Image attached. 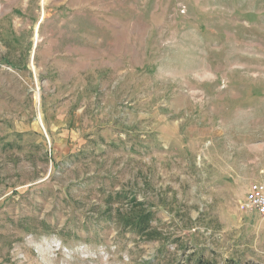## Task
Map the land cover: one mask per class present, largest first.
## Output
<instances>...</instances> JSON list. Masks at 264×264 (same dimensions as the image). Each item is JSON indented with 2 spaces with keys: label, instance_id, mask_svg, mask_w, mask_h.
Wrapping results in <instances>:
<instances>
[{
  "label": "rangeland",
  "instance_id": "374dc122",
  "mask_svg": "<svg viewBox=\"0 0 264 264\" xmlns=\"http://www.w3.org/2000/svg\"><path fill=\"white\" fill-rule=\"evenodd\" d=\"M264 0H0V264H264Z\"/></svg>",
  "mask_w": 264,
  "mask_h": 264
},
{
  "label": "built area",
  "instance_id": "2783aa9c",
  "mask_svg": "<svg viewBox=\"0 0 264 264\" xmlns=\"http://www.w3.org/2000/svg\"><path fill=\"white\" fill-rule=\"evenodd\" d=\"M238 209L246 214H255L264 219V183L253 182L249 185L243 198L239 200Z\"/></svg>",
  "mask_w": 264,
  "mask_h": 264
},
{
  "label": "trees",
  "instance_id": "16d2710c",
  "mask_svg": "<svg viewBox=\"0 0 264 264\" xmlns=\"http://www.w3.org/2000/svg\"><path fill=\"white\" fill-rule=\"evenodd\" d=\"M230 264H235V263H233V262H230Z\"/></svg>",
  "mask_w": 264,
  "mask_h": 264
}]
</instances>
